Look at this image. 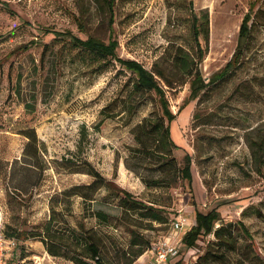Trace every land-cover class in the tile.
<instances>
[{
  "label": "rangeland",
  "instance_id": "rangeland-1",
  "mask_svg": "<svg viewBox=\"0 0 264 264\" xmlns=\"http://www.w3.org/2000/svg\"><path fill=\"white\" fill-rule=\"evenodd\" d=\"M204 14L208 37H199V70L205 82L232 58L247 14L250 30L239 65L179 111L190 85H179L168 65L177 47L197 51L193 18L200 25ZM54 32L115 40L121 59L173 83L161 81L176 115L169 165L167 153L159 154L155 125L163 115L155 94H134V76L117 61L68 40L54 42ZM186 157L191 182L180 175ZM87 165L116 189L161 205L166 225L131 226L151 244L168 236L179 216L189 222L185 236L196 212L216 210V226H231L235 252L219 249L210 235L193 248L182 242L168 264H264V0H114L112 21L104 0H0V209L5 235L17 242L7 264H74L69 258L79 256L84 241L72 229L81 227L103 245L107 260L127 250L131 228L118 190L85 188L95 180ZM99 211L107 222L96 217ZM48 235L64 238L63 256L46 251L44 239L53 249Z\"/></svg>",
  "mask_w": 264,
  "mask_h": 264
},
{
  "label": "trees",
  "instance_id": "trees-1",
  "mask_svg": "<svg viewBox=\"0 0 264 264\" xmlns=\"http://www.w3.org/2000/svg\"><path fill=\"white\" fill-rule=\"evenodd\" d=\"M104 3L110 14V20L112 21L114 0H104ZM191 5L192 4L190 3V6ZM202 20L203 22L199 25L200 20L194 17L192 24L193 39L197 51L192 54L183 48L177 47L174 49L173 57L171 59L170 65H168L172 73L177 77L179 85H184L187 82H189L190 85L189 99L184 101L183 105L179 108V111H181L183 106H186L189 101L198 98L211 84L226 78L228 73L234 67L239 65L241 42L247 37L250 30L248 25L250 21V15L247 14L242 20L239 30V44L232 58L226 63L224 68L219 73L212 76L208 82H205L199 70V66L202 63L204 57V50L199 43V37L203 35L205 40H207L208 37V17L206 14L203 15ZM53 34L54 42L59 40H68L72 46L90 53L103 61H117L125 70L134 76V82L131 91L134 94H144L151 92L155 94L156 100L161 107L163 115L157 125H155V132L161 134V137L158 140V143L161 144V152L159 154L164 156V154L167 153L164 160L166 161L165 165H169V160L167 159V157L170 158L168 147L169 145L176 147L170 138V124L175 120L176 115H174L170 110L169 102L166 98V91L161 81L165 86L170 88L173 87V83L170 82L159 71H149L137 61L121 59L116 53L118 42L115 40H110L108 43H104L103 41L94 37H88L85 40H82L71 33L54 32ZM47 46L48 45H45L44 48H47ZM142 130L143 134H145V132H147V135L150 134V130L143 128ZM138 141L139 143H143L139 137ZM86 172L95 180L92 184L85 188L93 189L97 185H100L107 191L118 190V207L124 214L123 222L130 228L131 226H134L133 222L135 221L141 222L140 228L145 230H147L148 226H150L149 224L152 223L164 225L168 223V218L161 208V205L156 203V201H150V203L147 204L146 202L137 200L131 193L124 189H116L112 182L101 177L92 167H90V165H87ZM180 175L183 180L188 182L192 181L191 159L189 157H186V165L180 170ZM54 216V214L50 216V221L47 225H50L51 222L54 221ZM96 217L101 218L104 220V222L109 220V216L101 211L96 213ZM220 220L221 216L216 210H212L207 213L196 212L195 225L186 233L183 238V243L188 248H193L201 237L212 235L216 241L215 245L219 249L226 252H235L236 240L231 230L232 228L230 225H221L217 227L216 223ZM239 228L242 234L250 240V244H253L252 236L245 225L239 223ZM47 229L49 232V228ZM72 233L74 236H76V240L82 239L84 241L82 245L83 247H81V250L79 251V256H73L69 258V260H71L74 264H88L86 261H84L85 259L92 260L94 264H113L114 261L117 264H134V262L139 257H141L152 245L145 235H140L131 228V237L127 250H122V255L119 256L118 259L108 258L107 260L106 252L103 250V245H100L98 241L94 240L90 231L88 232L85 227H81L78 231L76 229H72ZM46 238L51 241L50 247L53 248L50 249L48 244L45 243L46 241L44 239L42 242L44 245H46V251L55 257L63 256L60 254L59 248L65 242L64 238L62 236L60 237L55 235H52L51 237L48 235ZM221 256H224V253H222ZM203 258H205V256ZM199 262L201 263V260Z\"/></svg>",
  "mask_w": 264,
  "mask_h": 264
},
{
  "label": "built area",
  "instance_id": "built-area-1",
  "mask_svg": "<svg viewBox=\"0 0 264 264\" xmlns=\"http://www.w3.org/2000/svg\"><path fill=\"white\" fill-rule=\"evenodd\" d=\"M4 215L0 209V264H7L8 252L17 246L14 238H9L4 232ZM189 228L186 218L179 216L170 225L169 234L139 257L134 264H168L178 255V246L183 242V236Z\"/></svg>",
  "mask_w": 264,
  "mask_h": 264
},
{
  "label": "bare ground",
  "instance_id": "bare-ground-1",
  "mask_svg": "<svg viewBox=\"0 0 264 264\" xmlns=\"http://www.w3.org/2000/svg\"><path fill=\"white\" fill-rule=\"evenodd\" d=\"M173 131V130H172Z\"/></svg>",
  "mask_w": 264,
  "mask_h": 264
}]
</instances>
